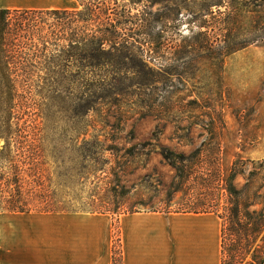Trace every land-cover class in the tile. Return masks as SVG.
<instances>
[{
	"label": "rangeland",
	"instance_id": "374dc122",
	"mask_svg": "<svg viewBox=\"0 0 264 264\" xmlns=\"http://www.w3.org/2000/svg\"><path fill=\"white\" fill-rule=\"evenodd\" d=\"M76 1V9H0L10 11L3 47L0 13V58L10 60V73L28 78L11 89L0 66V136L10 129L39 148L38 182L55 199L47 210L214 213L223 218V264H264V229L251 243L228 220L237 160L248 163L234 182L238 191L249 185L242 199L264 196V167L249 182L264 162V40L228 57L220 50L264 26L251 18L234 22L229 12L264 10V0H99L114 24H91L90 31L117 26L127 47L106 59L102 89H79L72 79L80 53L75 57L61 38L83 24L43 13L88 4ZM77 139L98 141L104 151L80 152ZM4 144L0 138V150ZM200 148L184 193L171 197L175 170L162 151L189 156ZM257 202L251 212L264 210ZM32 210L44 211L39 203Z\"/></svg>",
	"mask_w": 264,
	"mask_h": 264
},
{
	"label": "crops",
	"instance_id": "0c3cea01",
	"mask_svg": "<svg viewBox=\"0 0 264 264\" xmlns=\"http://www.w3.org/2000/svg\"><path fill=\"white\" fill-rule=\"evenodd\" d=\"M77 4L0 0V9ZM0 264H223V223L214 213H0Z\"/></svg>",
	"mask_w": 264,
	"mask_h": 264
},
{
	"label": "trees",
	"instance_id": "16d2710c",
	"mask_svg": "<svg viewBox=\"0 0 264 264\" xmlns=\"http://www.w3.org/2000/svg\"><path fill=\"white\" fill-rule=\"evenodd\" d=\"M87 1L88 4L82 11L55 10L43 11V13L56 16L60 21L63 19L66 21L70 18V24H83L78 25L72 30L71 38L69 40L61 38L62 41L64 40L68 42V47L71 52H74V54L75 51L80 53V57L77 59L79 61V72L76 76H73L72 79L75 81V84H77L79 89H88L92 87L102 89L104 83L102 76L104 73L103 70L106 66V59L112 54L121 55L122 50L127 47H125V44H122L120 41L121 38L119 32H117V26H112L114 30L100 28L98 35L92 34L90 31L91 24H114V20H111L106 11L103 13L99 0ZM9 12L10 11L8 10H0L1 15L3 16L2 24L4 26L1 34V41L3 42L1 47H3L4 42L6 41L5 25L7 24V16ZM247 18H251L257 22V24H264V10L242 12L239 9H233L229 12V19L234 22ZM236 29L240 32V28L236 27L235 30ZM247 37L250 38H246V40L238 43L232 42V44H229L224 42L220 47L221 52L224 56L228 57L231 54L239 52L252 45L256 41L264 40V26L253 27V30L249 32ZM47 43L48 42H46V44ZM62 48L65 47L63 46ZM10 64L11 62L7 57L5 59L0 58V66L4 73L3 81L7 87L14 89L18 82L17 78H25L21 82H27L28 78L24 75H14V73H10ZM92 70L94 71L93 73ZM97 70L100 74L95 73ZM89 72L91 74H89ZM66 80L68 79L66 78ZM8 123L9 122L5 123L7 124V128L9 127ZM9 130H7V135L0 136L5 142L0 150V213H68L47 210L51 209L55 199L53 194L50 193V189L45 188L43 184L38 182V180H40L39 175L41 173V168L38 161L35 163V160L38 159L35 149L39 148L37 146L33 147L27 137L22 135L18 138L11 137V135H9L11 133L8 132ZM75 147L78 148L80 152L92 148L97 156H101L104 151L100 142L88 141L86 139H83L82 141L77 139ZM161 154L175 170V177L171 185V197L179 193H184V186L193 175L194 161L198 162L201 158V148L189 156L175 154L170 151L168 152V150H163ZM251 164L254 166L256 165L253 164V162H251ZM247 165L248 163L243 162L242 160H237L232 166L228 180V189L230 196L233 199V204L228 220L233 223L234 226L239 228V234L243 233V236L247 238L248 242L254 243L255 241L250 238L254 237L256 240L264 229V210L261 212H251L250 209L259 205L257 200H260L261 203L264 202V196L261 194H253V200H251V197L246 196V202L242 197L245 195V189L249 188L248 183L246 184V188L242 191H238L234 186V182L237 180L238 176L243 173L244 167ZM257 165L258 168L254 167V170L251 171L249 175L251 178L249 182L256 181L259 176L258 171L264 167V162L258 163ZM213 177H215V175H213L212 178ZM34 203H39L44 211H33L32 205ZM198 205L200 208H206V204L202 203ZM192 206H195V204L191 203L189 207ZM190 213L200 212L195 211Z\"/></svg>",
	"mask_w": 264,
	"mask_h": 264
},
{
	"label": "bare ground",
	"instance_id": "6f19581e",
	"mask_svg": "<svg viewBox=\"0 0 264 264\" xmlns=\"http://www.w3.org/2000/svg\"><path fill=\"white\" fill-rule=\"evenodd\" d=\"M60 6H61V4H60Z\"/></svg>",
	"mask_w": 264,
	"mask_h": 264
}]
</instances>
